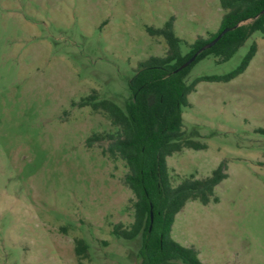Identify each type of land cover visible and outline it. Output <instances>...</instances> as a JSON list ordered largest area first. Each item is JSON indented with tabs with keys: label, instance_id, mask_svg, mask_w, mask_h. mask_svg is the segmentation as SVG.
<instances>
[{
	"label": "rangeland",
	"instance_id": "rangeland-1",
	"mask_svg": "<svg viewBox=\"0 0 264 264\" xmlns=\"http://www.w3.org/2000/svg\"><path fill=\"white\" fill-rule=\"evenodd\" d=\"M223 15L220 0H0V264H140L141 238L113 233L134 223L129 169L105 152L108 139L88 144L119 128L78 103L96 91L125 106L139 63L168 51L147 26L174 18L183 38L206 27L216 34ZM253 42L258 52L243 74L201 82L189 96L184 131L207 149L168 158L174 186L227 165L219 202H188L173 226L204 264H264L263 36L227 62L199 61L188 80L231 72Z\"/></svg>",
	"mask_w": 264,
	"mask_h": 264
},
{
	"label": "trees",
	"instance_id": "trees-1",
	"mask_svg": "<svg viewBox=\"0 0 264 264\" xmlns=\"http://www.w3.org/2000/svg\"><path fill=\"white\" fill-rule=\"evenodd\" d=\"M220 4L224 15L219 32L206 39L199 37L194 43L176 34L174 18L162 28L146 27L150 36L165 39L168 51L164 57L151 56L139 63L129 81L131 97L124 107L111 100H99L96 91L78 103L79 107L105 112L119 128L118 135L95 134L88 144L91 147L108 139L111 143L105 152L122 159L129 169L125 183L136 198L134 223L129 229L116 225L113 233L129 241L141 238L140 264H204L195 248L173 239L172 227L188 202H219L216 187L228 178L227 165L222 162L210 176L186 178L174 186L168 158L184 149H207V144L188 137L184 131L183 110L191 106L189 96L201 82L226 83L243 74L255 58L258 44L253 42L241 64L227 74L201 76L192 81L188 76L206 57L215 56L219 62H227L255 33L264 38V0H220ZM242 22L246 23L236 27ZM224 29L231 30L194 63L177 72ZM183 46L188 49L186 53ZM75 244L78 258L86 259L88 245L83 239L75 240Z\"/></svg>",
	"mask_w": 264,
	"mask_h": 264
},
{
	"label": "water",
	"instance_id": "water-1",
	"mask_svg": "<svg viewBox=\"0 0 264 264\" xmlns=\"http://www.w3.org/2000/svg\"><path fill=\"white\" fill-rule=\"evenodd\" d=\"M264 14V10L262 11L261 15ZM246 22H242L240 24H238L236 27L245 24ZM231 29H224L215 39H213L211 42H209L208 44H206L204 47H202L191 59H189L186 63H184L178 70H183L184 68H187L188 66H190L192 63H194L196 61V59L198 58V56L204 52L207 49H210L211 47H213L221 38L223 35H225L228 31H230ZM151 219L153 221V213H151Z\"/></svg>",
	"mask_w": 264,
	"mask_h": 264
},
{
	"label": "crops",
	"instance_id": "crops-1",
	"mask_svg": "<svg viewBox=\"0 0 264 264\" xmlns=\"http://www.w3.org/2000/svg\"><path fill=\"white\" fill-rule=\"evenodd\" d=\"M224 12V11H223ZM174 28H175V32H176V34L181 38V39H183V40H185V41H187V42H189V43H194L199 37H202V38H204V39H206L208 36H210L211 34H213L214 35V33L213 32H211L210 31V29H209V27H206L202 32H189L188 33V38H183L180 34H179V32H178V30H177V22H175V24H174ZM184 37H186V36H184ZM258 48H259V44H258ZM176 221V220H175ZM174 226V225H173ZM172 234H173V227H172ZM172 237H174L173 235H172ZM174 239V238H173ZM175 240V239H174Z\"/></svg>",
	"mask_w": 264,
	"mask_h": 264
}]
</instances>
